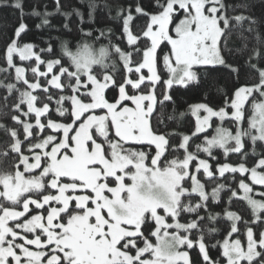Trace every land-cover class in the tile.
<instances>
[{
  "label": "snow or ice",
  "instance_id": "1",
  "mask_svg": "<svg viewBox=\"0 0 264 264\" xmlns=\"http://www.w3.org/2000/svg\"><path fill=\"white\" fill-rule=\"evenodd\" d=\"M156 4L158 11L150 16L142 33L150 41L144 45L142 62L131 67L133 53L115 47L123 67L135 78L116 84L113 75L107 73L101 80L91 70L81 72L60 66L59 75L54 74L47 81L54 89L70 91V95H59L56 99L55 112L59 117H71V123L50 118L49 103L34 94L41 88L40 83H30L25 78V69L13 63L14 55L22 62L34 57L36 66L30 71L38 81L53 73L61 60L45 62L33 51V44L19 46L15 39L7 47L6 63L15 69V82L0 81V87L7 93L0 99L4 108H10L14 126L0 124L11 141L0 155L13 156L14 163L0 168V264H189V253L180 249L193 248L188 234L194 230L200 233L197 243L205 264H219L210 259L203 242L205 219L212 223L225 219L228 222L227 237L220 245L226 264H264V190L257 191L254 187L264 186V153L255 150L258 141L264 142V70L258 69V83L239 86L234 92L228 105L234 109L231 116L237 124L234 134L217 127L213 135H205L203 143L196 145L195 153L188 151L191 137L183 135L179 148L184 149L185 155L167 161L163 167L160 161L169 139L157 134L154 123L158 119L154 116L158 107L173 99L168 90L196 80L194 66L225 64L219 43L231 21L259 24L258 19L243 13L234 17L226 14L229 8L248 11L253 5L249 0L235 6H226L224 0H156ZM11 6L22 7L20 0ZM135 11L142 13L139 6ZM132 20L130 14L123 19V32L127 34V44L136 46L134 51L139 54L140 37L129 30ZM43 23L48 24V20L44 19ZM26 29L27 25L21 22L15 37H21ZM163 42L170 45V50L162 54L166 79L157 71L158 49ZM40 51L51 52L52 48ZM254 56L264 58L258 49L254 50ZM45 63L46 71H40ZM142 69L147 74H142ZM7 71L0 68V72ZM62 76L67 81L63 85ZM20 84L26 87L21 88ZM110 85L118 87L119 99L115 102L105 98ZM43 92L48 93L49 89L44 88ZM87 97L91 102H83ZM250 97L254 115L248 128L243 129L239 125ZM52 99L51 95L47 96V101ZM9 100L13 101L11 105ZM66 102H70V110L65 107ZM37 103L43 106L38 107ZM97 110L103 114H97ZM201 110L206 114L202 116ZM179 115L182 117L184 113ZM191 115L195 118L192 136H196L207 132L213 117L223 121L228 113L224 108L214 111L200 103L191 106ZM245 138L253 144L251 155L257 157L251 167L247 166L249 153L242 151ZM153 145L155 155L149 167L146 161ZM136 146H146L149 151ZM214 149H222L226 158L230 153L241 154V160L236 166L228 163L219 166L215 170L217 177L208 161L199 159L196 173L203 170L210 183L224 181L208 192L196 174L190 175L189 166L201 152L215 159ZM226 173L247 176L251 183L241 178L237 187H232ZM126 177L130 184L125 183ZM149 179L151 184L163 187L167 193L165 200L139 191L140 185ZM110 180H114L115 186L109 185ZM186 180L191 181L190 190L185 187ZM224 191L230 195L223 213L208 212L207 217L200 216V210L206 209L210 200L218 202ZM193 194L198 196V202L185 203L192 200ZM236 200L247 203L250 219L230 210ZM182 213L195 214V218L181 223L177 218ZM169 217L172 223L168 222ZM153 221L155 230L151 235L156 242L162 237L175 240L176 251L171 255L162 256L156 244L144 236L142 225ZM241 223L246 247L241 239H230L233 234L241 233L238 227ZM218 231L216 227L207 228L209 234ZM140 239L143 247L138 246Z\"/></svg>",
  "mask_w": 264,
  "mask_h": 264
},
{
  "label": "trees",
  "instance_id": "2",
  "mask_svg": "<svg viewBox=\"0 0 264 264\" xmlns=\"http://www.w3.org/2000/svg\"><path fill=\"white\" fill-rule=\"evenodd\" d=\"M244 0H224L226 6H235L243 3ZM252 3V8L248 11L243 9L229 8L227 15L234 17L243 13L247 16H252L259 20L258 25H250L248 22L237 24L235 21H231L229 27L225 30L221 37L219 47L221 49V58L225 60L223 65L215 66H202L196 67L194 70L197 72V78L195 81L185 85H174L172 89L168 90V93L172 96L171 101H166L162 108L158 107L154 116L158 119L154 122L157 128V134H164L169 139V145L166 146L165 153L161 158L160 165L166 166V162L172 159H182L185 155L184 149L179 148L182 142L183 135H189L191 137L188 145V151L195 153L196 145L202 144L205 135L211 136L213 134V127L217 124L213 122L211 129L206 133H202L196 136H192L195 131V119L190 114L191 106L195 104H207L215 111H219L220 108L226 109L229 113L232 112V108L228 105L231 104V99L234 98V92L239 86H252L258 83L259 70H264V58H256L254 56V50H259L262 56H264V0H249ZM15 3V0H0V68L8 69L7 72H0V81L4 83L15 82V69L9 68L6 63V50L7 47L15 39L19 46H23L25 43L33 44V50L35 53L41 56V59L47 62L52 59H60L61 65H57L54 70V74L59 72V67H69V70H73L69 61L65 59L59 50V44L63 40H69L73 45L82 41L89 40L99 44L110 43L114 47H120L124 52L133 53V63L130 65L135 68L138 66V62H142V51L144 45L150 44L147 38L142 36L144 30H146V23L152 14H156L158 11L156 0H20L21 8L17 9L11 5ZM7 5V6H5ZM139 6L142 9V13L135 11ZM79 13V14H77ZM147 13V15H144ZM69 14V15H65ZM132 15L133 20L129 23V30L133 35L140 37L137 41V45L140 46L141 52L137 54L134 49L136 46H130L127 44V34L123 32V19L128 15ZM44 19L48 20V24H44ZM23 22L27 25L26 32L21 37H15V30L19 24ZM68 27L65 28L64 25ZM39 26V27H38ZM221 27L223 24L221 23ZM249 27L254 30L249 31ZM258 29V31L256 30ZM104 32L105 35L101 36L100 33ZM91 33V35H88ZM52 48L51 52H41V49ZM170 50V45L167 42H163L158 49L160 55V61L158 63L157 71L162 76V79L168 78L166 70L163 68L162 54ZM13 63L16 66H22L25 68V78L30 83L39 82L40 89L34 91L38 97L43 98L44 102L49 103L50 118L57 122L71 123V117H59L55 112V101L59 98V95H70V91H64L63 88L58 90L52 88L47 83L50 79L48 77H40L39 80L32 75L30 69L36 66L35 59L30 61H20L18 55H14ZM251 65V66H250ZM46 63L40 66L41 70H44ZM109 73L113 75V80L116 84L122 83L125 79L135 78L133 74L127 73V70L123 67V61L119 59L117 54V67L115 71H109L104 69H94L93 74L98 76V79L102 80L103 74ZM142 74H147L145 70H142ZM61 83L66 84L67 81L64 77H61ZM19 87L24 88L26 86L20 84ZM48 88L49 92L44 93L43 89ZM6 90L0 87V97L5 96ZM53 97L52 101H47V96ZM105 98L109 102H115L119 99L118 87L105 90ZM258 98V97H257ZM90 97L83 98V101L87 102ZM251 97L244 105V118L241 122V128L247 129L250 118L252 116ZM13 101L9 100L11 105ZM38 107H42V103H37ZM65 107L70 110V102L65 103ZM100 113V111H97ZM180 113H184V116H180ZM12 112L10 108L3 107V100L0 99V124L13 127L11 120ZM225 126L231 130H234L236 122L234 120H226ZM10 139L3 129H0V153H3L10 145ZM244 149L242 151L249 153L247 157V166L251 167L256 161L257 157L252 156L253 144L250 140L245 138ZM145 151L146 146H136ZM257 153H264V142H257L255 146ZM151 157L154 154V148L151 147ZM149 156V157H150ZM215 159H210L211 170H214V174L218 177V173L215 171L224 163H228L232 166L238 165L241 160V154L230 153L226 158L222 149H214ZM202 157L206 158L205 155ZM14 163L13 156L0 155V168H8ZM196 162L191 166L192 171L195 170ZM197 178L205 184L206 191L211 192L213 186L216 183L224 182L222 179H218L213 182H209V178L203 175V171L196 173ZM228 177V183L232 187H237L239 179L244 178L245 182L250 183V179L241 177L240 174H225ZM235 176V180H233ZM109 184L113 186L114 180H110ZM186 187L191 186V181L186 180L184 183ZM255 189L264 190L263 187L254 186ZM230 193L227 191L221 192L218 202H210L206 209H201L200 216L207 217L208 212L220 214L223 213L228 205V198ZM183 199V198H182ZM198 202V196L193 195L191 201H185V203ZM230 210L236 212L244 217V219L251 218V209L247 203L242 200H236L232 203ZM195 218V214L182 213L178 217L179 222L187 223ZM228 222L225 220H219L216 223L209 222L207 219L203 222L204 227V241L206 243V250L209 253L212 261H219V264H226V258L222 255V241L227 237ZM216 227L219 229L217 233H207V228ZM241 229V233L233 234L230 239L239 238L242 241V245L245 246L246 236L243 234L244 225L241 223L238 225ZM155 225L150 222L146 225H142V232L148 240L153 241L151 232L154 230ZM258 231V230H256ZM189 238L193 240L195 244L192 249H188L190 264H205L202 259V254L199 252L198 243L200 239V233L193 231L189 233ZM219 242V243H218ZM138 246H143V240H138ZM212 245H217L212 247ZM135 250H132V254Z\"/></svg>",
  "mask_w": 264,
  "mask_h": 264
},
{
  "label": "clouds",
  "instance_id": "3",
  "mask_svg": "<svg viewBox=\"0 0 264 264\" xmlns=\"http://www.w3.org/2000/svg\"><path fill=\"white\" fill-rule=\"evenodd\" d=\"M61 55L69 61L72 68L85 70L104 69L115 71L117 67V54L115 47L110 43L99 44L89 40H82L75 45L69 40H63L59 44ZM120 59V57H119ZM139 191L153 198L165 200L167 193L161 186L151 184L150 179L140 185ZM162 256L171 255L176 251V242L171 237L156 242Z\"/></svg>",
  "mask_w": 264,
  "mask_h": 264
},
{
  "label": "rangeland",
  "instance_id": "4",
  "mask_svg": "<svg viewBox=\"0 0 264 264\" xmlns=\"http://www.w3.org/2000/svg\"><path fill=\"white\" fill-rule=\"evenodd\" d=\"M173 35H174V33H173ZM34 51V50H33ZM34 58V57H33ZM35 59V58H34ZM216 65H220V64H216ZM16 66V65H15ZM207 66H215V65H207ZM17 67H22V66H17ZM56 67V66H55ZM54 67V70L56 69ZM196 67H202V66H194V68H196ZM24 68V67H23ZM25 69V68H24ZM54 70H53V73H51V74H49V76H50V79H51V76L52 75H54ZM142 70H145L146 72H147V70L146 69H142ZM40 71H46V67L44 68V70H41L40 69ZM25 72H26V70H25ZM107 74H109V73H107ZM55 75H59V72L57 73V74H55ZM111 75V74H110ZM49 79V80H50ZM86 79V78H85ZM193 82V81H192ZM191 83V82H190ZM111 86V85H110ZM83 91V90H82ZM83 102H85V101H83ZM88 102H91L90 100L89 101H87V102H85V103H88ZM97 111H99V110H97ZM215 111V110H214ZM225 111L228 113V116L223 120V121H221L218 117H213L212 118V120L210 121V125H211V127L210 128H208V130L209 129H211L212 128V126H214L213 125V122H216L217 124L213 127V134L215 133V129L217 128V127H224V128H227L226 126H225V122H226V120H229V119H231V120H233L232 118H231V116H232V112L234 111V109H232V112L231 113H229L226 109H225ZM97 114H103V112H100V113H97ZM190 114H191V109H190ZM202 116L203 115H205L206 113H204L203 112V110H201V113H200ZM253 115H254V111L252 110V116H251V118H250V120L253 118ZM195 119V118H194ZM242 122V121H241ZM241 122H240V127H241ZM249 126V125H248ZM236 128H237V124H236V126H235V128H234V130H231V129H229V128H227L228 130H230V131H232L233 132V134L235 133V131H236ZM207 130V131H208ZM199 134H202V133H198L197 135H199ZM212 134V135H213ZM182 143V142H181ZM153 148H154V150H155V146L153 145L152 146ZM145 148H147V147H145ZM141 150H143V149H141ZM147 150H148V148H147ZM166 150V149H165ZM27 154V153H26ZM155 155V151H154V154H152V156H154ZM202 155H205L206 156V158L204 157H202ZM163 157V156H162ZM151 156L149 157V159L146 161V164L149 166V167H151ZM199 159H206L207 161H208V163H209V165H210V163H211V161H210V159H208V156H207V154H205V153H198L197 154V160H195V161H193L191 164H190V166H189V172H190V175L191 174H196V172H195V170L194 171H192V169H191V166H192V164L194 163V162H196V164H198V160ZM210 170H211V167H210ZM201 171H203V170H201ZM218 173V172H217ZM125 183L126 184H130L131 183V181L130 180H128L127 179V177L125 178ZM185 183V182H184ZM250 183H251V181H250ZM110 185V184H109ZM111 186V185H110ZM113 186H115V184L113 185ZM256 186H259V185H256ZM186 187V186H185ZM259 187H263V186H259ZM189 190H190V188H191V186L190 187H187ZM259 191V190H258ZM242 194V193H241ZM108 195H110V194H108ZM193 195H195V194H193ZM159 211V213L161 214V215H163L164 213H163V210H158ZM178 219V218H177ZM168 222L169 223H172L173 221H172V219L169 217L168 218ZM153 223H154V221H153ZM154 230H155V228H154ZM153 230V231H154ZM171 231V230H170ZM149 242H151L153 245H155L156 244V238L155 237H153V241H150L149 240ZM195 244L193 243V246H194ZM143 247V246H142ZM245 247H246V243H245ZM181 251H187L188 250V248L186 247V246H182L181 247V249H180ZM188 252V251H187ZM134 254V253H133ZM145 257H147V254H145ZM189 264H190V258H189Z\"/></svg>",
  "mask_w": 264,
  "mask_h": 264
}]
</instances>
